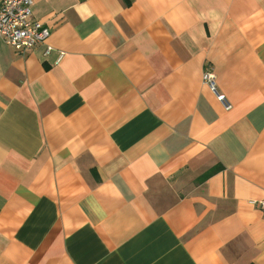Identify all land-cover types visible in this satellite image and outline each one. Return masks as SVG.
<instances>
[{
  "label": "crops",
  "instance_id": "crops-1",
  "mask_svg": "<svg viewBox=\"0 0 264 264\" xmlns=\"http://www.w3.org/2000/svg\"><path fill=\"white\" fill-rule=\"evenodd\" d=\"M31 11L44 44L0 39V264H264V0Z\"/></svg>",
  "mask_w": 264,
  "mask_h": 264
},
{
  "label": "built area",
  "instance_id": "built-area-1",
  "mask_svg": "<svg viewBox=\"0 0 264 264\" xmlns=\"http://www.w3.org/2000/svg\"><path fill=\"white\" fill-rule=\"evenodd\" d=\"M32 3L33 0H0V39L19 51L44 44L49 36L48 28L32 19ZM50 50L51 47H47L46 53ZM202 80L224 108L230 109L226 96L217 90L214 73L209 66L203 71ZM252 203L264 209V200Z\"/></svg>",
  "mask_w": 264,
  "mask_h": 264
}]
</instances>
